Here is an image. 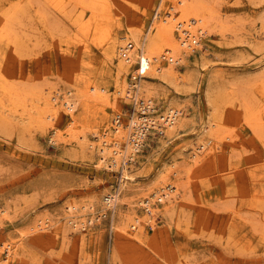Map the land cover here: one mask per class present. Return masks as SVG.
Instances as JSON below:
<instances>
[{
  "label": "rangeland",
  "instance_id": "374dc122",
  "mask_svg": "<svg viewBox=\"0 0 264 264\" xmlns=\"http://www.w3.org/2000/svg\"><path fill=\"white\" fill-rule=\"evenodd\" d=\"M114 1L111 9L102 11L82 0H0V23L14 4L25 8L16 24L23 42L17 46L0 38V72L21 87L53 88L61 106L53 125L42 129L32 122L31 112L44 97L38 101L35 94L28 95L25 112L0 90V261L264 264V0H217L236 32L206 35L204 49L195 47L177 64L175 83L138 68L142 83L157 91L151 96L155 117L174 100L184 110L183 124L172 137L161 132L148 137L132 163L134 179L121 192L127 200L149 198L173 162L182 169L186 187L174 200L176 208L165 211L169 202L152 198L159 204L154 227L143 205L123 201L115 209L100 208L103 196L119 187L121 170L119 164L111 167L97 152L79 144L82 129L96 143L94 131L113 128L118 113L126 123L135 110L132 96H116L117 60L108 56V37L100 40L95 25L118 36L133 29L141 39L148 30L155 31L154 11L159 9L164 16L172 0ZM132 65L124 69L129 87L136 78H130ZM209 85L215 88L218 108L225 116L223 139L212 137L203 125L212 110L206 93ZM70 88L76 91L73 114L61 102ZM54 128L60 135L52 140ZM201 140L212 141L216 153L193 162L191 177L183 156L188 159ZM91 202L94 212L68 216ZM134 211L142 222L141 240L116 226L125 225ZM40 217L50 218V224L45 229L30 228ZM75 219H85V226L73 228ZM8 242L12 254L5 261L6 249L1 246Z\"/></svg>",
  "mask_w": 264,
  "mask_h": 264
},
{
  "label": "bare ground",
  "instance_id": "6f19581e",
  "mask_svg": "<svg viewBox=\"0 0 264 264\" xmlns=\"http://www.w3.org/2000/svg\"><path fill=\"white\" fill-rule=\"evenodd\" d=\"M82 1L102 11H108L112 8V3L115 4L114 0ZM166 5L165 12L163 13L164 16H160V10L157 9L158 12L155 15L156 20L153 21V24H155V31L151 33L150 30H148L144 37L141 39L139 37V33L131 29L130 27L129 29L131 30H129L128 33L118 36L113 31H111V33L109 28L106 29V26L102 27L101 24L96 23L98 24L95 25V32H98L97 36L100 37V40H105V38L108 37L107 40L108 42H110L108 43V56L111 58L116 57L117 60V72L115 78L116 96H132V100L135 103L134 111L136 112L133 111L129 113L128 118L126 119L127 124L123 122L122 113H118L114 117V121L116 123L114 124L113 128H111L110 130L105 129L102 132H99V134L94 131V133H96L95 136L98 140L96 143L89 141V139L85 135V129H80L81 131H84L82 133L80 131L79 136V144L80 146H82V148H91L92 150L97 152V154L101 158L106 160L111 167H118L119 164V168L121 170V181L119 187L114 191H108L103 196V201L101 202L100 208L107 209L108 207H113L115 209L118 206L119 202L123 201H127V203L133 205L134 203L143 205L147 209L146 217L151 220V226L153 227V216L157 212V209H155V207L159 205L158 203H156L157 199L159 201L165 199L163 203H165L166 201L169 202L167 207L164 208L165 211H170L171 209L176 208V202H174V200L178 198V194L181 193L184 187H186L184 186L186 182L183 179L184 172L182 171V169L175 162H173L167 169L169 176L164 173L159 177L158 181L155 183V186L157 188L155 189L154 193H152L153 195H151L149 198H138L137 201L135 198V200H127L121 195V192L123 188L126 187L128 181H132V179H134V175L131 172L133 167L132 163L134 164L137 155L141 152L146 144L141 143L147 140L145 138L147 129L146 127H141L140 124L155 125L152 133L161 132L172 137L171 134L173 132H176L178 128L183 124L184 110L180 107V102L174 100L170 102L172 105H170L166 112H161L158 117H155V115H157L155 114L156 104L154 102V98L151 96L156 95L157 91L155 89H152L148 84L142 83V79L140 78H137L130 83V87L132 88L131 91L128 79L124 74V69L137 58V53H141L143 61L141 67L145 68V72L150 71L158 75V77L164 79V81L175 83L176 79L174 78L177 64L180 63V61L185 60L186 57L192 52V50H195V47L198 46L200 47V49H204L202 40L206 35L212 33H220L223 36L230 34L233 30L236 29H234L236 25L234 27L232 26L231 22L233 21H228V17H225L220 12L219 7L217 6V0H172L171 2H169V4ZM24 10L25 8H23V5L17 3V5L14 4L11 8L3 13V16L1 18L2 24L0 23V38L6 39L7 41L9 40L16 45L19 41L23 42L21 40L20 34L18 33V29L16 28V26L18 25L16 24H19L21 22L20 17L21 14L25 12ZM97 14L99 15V12ZM99 19L103 21V17ZM99 19L96 20L99 22L101 21ZM86 26L87 25L84 26V29ZM81 27L83 26H80V28ZM88 28L89 27H86V31ZM234 32H236V30ZM231 34H233V32ZM126 38H131L129 41H134L136 45L135 47L130 49V53L132 55L131 60L123 57L121 52L122 47L125 46L124 41L126 40ZM129 41H127L126 44H128ZM162 59H165L167 62H163ZM5 78V75L0 72V90H2V93L9 97L11 102H13V105L24 107V111L28 109V95L35 94L38 101H40L44 97L43 104L39 102L36 103L37 105H35L33 112H31V120L32 122L38 124V126L42 129H47L49 126H52L54 123V118L57 115L60 106V104L57 105V102H55V94L53 88L47 89L45 86L34 87V89L25 88L19 86L17 83H15V81L8 82V79ZM73 91L74 90L72 88L68 89L67 91H65L61 98V102L64 107H66L72 114L74 110V98L76 96V91H74V94ZM206 93L208 102L212 106V110L211 113H209L210 115L207 116L208 120H206L205 124L203 125L208 128V131L212 137L223 139L224 136L221 134L222 124L225 121V116L224 113H221L218 108V97L216 95L215 88L212 85H209ZM143 110L150 111L151 113H149V115H143ZM253 113V115H255L256 112L253 111ZM5 119L7 118L5 117ZM255 123L256 122H253L254 128L256 127ZM53 130L54 134H52L51 137L52 140H55L60 134L56 128H54ZM78 135L79 133L75 134V137H77ZM228 136L229 134L226 137ZM122 139L124 140V142L121 145ZM220 140L221 139H219V141ZM198 144V146L194 144L193 148L191 149L192 153L188 157L190 161L186 158V156H183V158L187 160L186 169L188 175L191 177L194 175H192L190 172V166L194 165V163H200L203 158V154L210 153V155H215L216 153L214 150L216 148L213 145L214 143L212 141L207 142L201 140V142ZM129 158L130 162L126 163L127 159ZM167 181L169 182L167 183ZM182 186L184 187L182 188ZM153 197L156 198V200L152 199ZM131 208H134V206ZM86 210L91 211V213L94 212L95 204L92 202L83 204L79 208L73 209V211H71L68 216L79 217L82 216L84 214V211ZM6 211L7 209H2L1 212L5 213ZM48 217L44 219L41 217L34 219L30 224V228L38 227L36 229H45V227L50 224V218ZM129 217V220L127 219L128 222L126 221L125 225L117 224L116 226L124 230L128 234L133 235L141 240V238L138 236V231L140 228H142V222L139 221L140 216L138 215V213H136V211H134V213L132 212V215ZM88 220L93 222V217H89ZM85 224V219H75L72 223V227H84ZM131 229H135V231ZM1 247H4L6 249V257L4 258V260L9 261V257L12 254V249L10 250V242L6 244L4 243V245ZM15 253H18V251H15ZM0 264L4 263L0 261ZM6 264H10V262Z\"/></svg>",
  "mask_w": 264,
  "mask_h": 264
},
{
  "label": "built area",
  "instance_id": "2783aa9c",
  "mask_svg": "<svg viewBox=\"0 0 264 264\" xmlns=\"http://www.w3.org/2000/svg\"><path fill=\"white\" fill-rule=\"evenodd\" d=\"M157 12L158 11H154V15H156ZM135 46L136 45H135V42L134 41H129L128 44H125V46L122 47V49H121V52H122L123 57H125L128 60H131L132 55L130 53V49H132ZM132 63H133V65H132L133 66V71H132L133 72V76L130 77V78L131 79H134L133 78L134 75L136 76L135 79L140 78L141 76H143L142 70L138 69L139 67L142 66V63H143L141 53L140 54L137 53V58L135 60H133ZM149 113H151V112L150 111H147V110H143V112H142L143 115H147V114L149 115ZM140 125H141V127H146V129H147L146 130V137H145L147 140L144 141L141 144H144V143H147L148 144V141H149L148 140V137H153L152 130L155 127V125H152V124H149V125L148 124H143V125L140 124ZM129 162H130V158L127 159V162L126 163H129Z\"/></svg>",
  "mask_w": 264,
  "mask_h": 264
}]
</instances>
